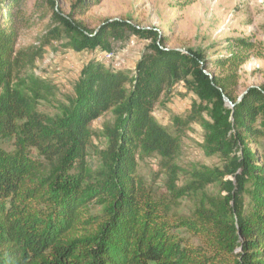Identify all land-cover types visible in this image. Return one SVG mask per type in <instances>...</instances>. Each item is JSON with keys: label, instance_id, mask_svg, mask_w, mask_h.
Segmentation results:
<instances>
[{"label": "trees", "instance_id": "1", "mask_svg": "<svg viewBox=\"0 0 264 264\" xmlns=\"http://www.w3.org/2000/svg\"><path fill=\"white\" fill-rule=\"evenodd\" d=\"M23 1L0 0V140L12 143L9 151L0 147V264H264V86L248 88L239 101L229 92L256 44L229 41L227 56L213 63L222 71L217 77L206 75L199 54L168 49L152 31L122 21H106L92 32L82 27L80 40L70 43L76 52L102 48L120 29L155 42L130 74L87 64L69 112L55 120L35 110L33 92L26 96L14 87L19 71L37 57L16 51ZM101 1L77 0L71 9L84 16ZM44 2L53 19L71 26L54 0ZM179 82L217 101L210 130L224 164L192 170L191 183L176 196L220 183L227 197L212 210L175 219L144 186L138 161L155 155L161 171L176 170L179 138L156 122L153 111ZM109 111L116 122L98 154L108 179L88 188L91 124ZM66 158L75 175L55 172ZM54 163L49 174L45 165ZM227 175L232 179L224 180ZM93 202L103 206L100 215L91 213Z\"/></svg>", "mask_w": 264, "mask_h": 264}, {"label": "rangeland", "instance_id": "2", "mask_svg": "<svg viewBox=\"0 0 264 264\" xmlns=\"http://www.w3.org/2000/svg\"><path fill=\"white\" fill-rule=\"evenodd\" d=\"M54 2L58 14L68 19L70 27L60 25L51 17L44 0H24L21 4L23 15L16 51L37 57L19 71L14 83L26 96L33 92L35 110L52 119L69 112L87 64L98 62L130 74L142 54L155 42L120 29L102 48L76 52L70 47L72 41L80 40L82 27L92 32L106 21H122L135 29L152 31L168 49L199 54L208 64L205 73L217 77L222 71L215 69L213 63L227 56L228 42L250 40L256 44V49L239 69L236 79L230 81L229 92L232 99H239L248 88L264 86V0H102L91 5L84 16L79 15V11L72 12L77 0ZM73 24L80 28H72ZM104 52L115 54L118 62L113 65L104 61ZM216 107L217 101L202 96L196 86L179 82L165 91L154 108L156 122L179 138L176 170L161 171L158 157L150 155L139 159L138 176L157 201L168 204L169 214L175 219L189 218L200 209L212 210L226 200L227 194L220 183L185 192L182 198L176 196L191 183L192 170L223 167L224 162L214 152L215 135L210 130V113ZM115 122L114 113L109 111L91 124L94 136L88 150V188H98L108 179V170L98 154L107 146L105 131L112 129ZM11 144L9 140H0V147L6 151L12 149ZM61 162L55 172L61 175L69 170L68 175L76 174L72 160ZM57 166L58 163L47 164L46 171L50 174ZM230 179L231 175L224 178ZM89 208L95 215L103 211V206L96 202ZM183 237L195 246L201 245L191 235L183 233Z\"/></svg>", "mask_w": 264, "mask_h": 264}, {"label": "built area", "instance_id": "3", "mask_svg": "<svg viewBox=\"0 0 264 264\" xmlns=\"http://www.w3.org/2000/svg\"><path fill=\"white\" fill-rule=\"evenodd\" d=\"M102 59L106 62H110L113 63V65H115L118 61L115 58V54H113L112 52H104L102 54Z\"/></svg>", "mask_w": 264, "mask_h": 264}, {"label": "water", "instance_id": "4", "mask_svg": "<svg viewBox=\"0 0 264 264\" xmlns=\"http://www.w3.org/2000/svg\"><path fill=\"white\" fill-rule=\"evenodd\" d=\"M179 51V50H178ZM208 75V74H206ZM209 76V75H208ZM245 93V92H244ZM244 93L240 96V98L238 99V101L242 98V96L244 95ZM223 102L230 108L232 109L233 108V104L225 97L223 96Z\"/></svg>", "mask_w": 264, "mask_h": 264}]
</instances>
